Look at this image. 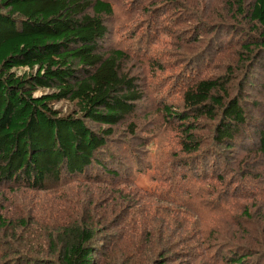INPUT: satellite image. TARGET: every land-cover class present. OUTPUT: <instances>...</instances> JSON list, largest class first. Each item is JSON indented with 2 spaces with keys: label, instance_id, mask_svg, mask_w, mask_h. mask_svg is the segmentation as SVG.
Masks as SVG:
<instances>
[{
  "label": "trees",
  "instance_id": "1",
  "mask_svg": "<svg viewBox=\"0 0 264 264\" xmlns=\"http://www.w3.org/2000/svg\"><path fill=\"white\" fill-rule=\"evenodd\" d=\"M165 3H157V7ZM231 3L237 5L251 27L245 31V39L239 36L237 64L229 68L228 74L215 78L183 77V96L177 92L182 103L171 105L167 98H161L152 109L181 135V152L188 157L176 161L183 162V173L188 169L185 178L180 182L178 177L163 180L152 175L159 183L142 192L145 197L156 193L158 202L191 209L205 218L212 215L205 223L200 222V227L199 222L194 224L208 250L229 249L228 255L213 264H264V220L256 213L264 210V177L261 173L255 177L263 186H251V175L254 178L256 173L227 171L223 162L224 152L236 151L248 141L264 158V123L254 131L247 128L252 118L244 106L247 88L255 83L254 75L264 69V0H254L246 8L243 0ZM172 4L181 7L178 2ZM185 13L189 19L191 13ZM115 15V5L105 0H0V188L46 192L53 185L76 181L86 188L110 190L89 197L81 190L75 198L64 197L66 207L46 209V215L40 218V210L34 217L28 210L26 217L14 221L0 215V264L182 261L167 243L147 260L143 241L124 240L136 236L138 226L128 220L134 213H121L129 207L123 205L133 201L121 198L122 189L136 186L134 178L147 173L141 170L148 168L138 167L134 159L133 165H128L115 139L117 129L123 125L134 139L137 125L131 118L147 97L142 75L126 68L127 53L142 49L145 28L129 34L127 50L117 47L106 51L107 39L115 36L107 19ZM174 35L180 39L179 34ZM189 44L183 41V49L192 48ZM185 53L188 55L182 62L175 57L174 64L167 68L197 59ZM206 53L202 51L201 56L207 57ZM241 74L243 79L238 77ZM61 103H68L69 109L64 111L59 107ZM201 119L213 122L210 144L199 137ZM207 151L211 166L218 164L217 175L191 171L195 162L203 161L198 154ZM213 177L219 187L203 184L204 179ZM142 211L145 216L141 215L140 220L145 227L155 216L178 224L176 213L168 217L165 210H161L163 214L145 208ZM188 214L184 212L183 217ZM247 222L255 227V235L243 244L239 241ZM233 227L237 231L231 236ZM160 229L166 232V227ZM183 255L199 259L189 246Z\"/></svg>",
  "mask_w": 264,
  "mask_h": 264
},
{
  "label": "rangeland",
  "instance_id": "2",
  "mask_svg": "<svg viewBox=\"0 0 264 264\" xmlns=\"http://www.w3.org/2000/svg\"><path fill=\"white\" fill-rule=\"evenodd\" d=\"M105 1H111L116 7L115 17L107 19V23L115 36L113 34V39L110 35L107 39V43L104 45L106 51L117 47L124 49L130 47L126 46L129 43L127 42L130 37L129 34L134 33L139 27L145 28V31L142 29L145 34L140 41L142 49L138 52L131 50L127 53L129 59L126 68L135 75L139 73L142 75L147 97L140 111L136 113L135 117L131 118L137 125L134 139L131 140L132 135L129 130L125 131L124 125L117 129L118 134L115 139L120 142V151L127 160L128 165H133L134 159L139 163L138 167L148 168V170H141V172L147 173L134 178L136 186L130 184L122 189L121 198H125L127 201L133 199V201L125 203L123 206L129 205V207L121 213L123 216L129 215L130 212L131 214L134 213L128 220L131 219L133 225L138 226V230L135 232L136 236L126 237L124 240L129 242H133L135 239L143 241L147 245L144 252L147 260L156 256L167 243L166 246L172 248L173 253H178V259L182 260L175 264H213L220 260L221 256L228 255L229 249L225 246L208 250L202 243L203 236L199 234L194 224V222H199L200 227V222L205 223V221L211 219L212 215L205 218L191 209L183 210V207L158 202L155 200L156 193L153 197L143 195L142 191L151 190L159 183V179L158 181L153 180L154 177H164L163 180L178 177L179 181L183 182V178H185L183 174L188 170L186 169L183 173V162L176 161V159L188 157L186 153L181 152L180 133L166 125L161 115H157V112L152 109L155 104L158 105L161 98H167L171 105L177 106L182 103L183 77L184 79H194L198 76H201V78H215L228 74L231 70L229 68L237 64L241 38L245 39V31L249 32L251 28L249 22L241 16L237 5L231 3L232 0ZM243 1L245 8L254 2V0ZM174 2L180 3L181 7L174 8L175 4H172ZM157 3L165 4L157 7ZM186 11L190 12V17L195 20L189 21L190 17L188 19ZM183 19L187 20L183 22ZM199 24L201 25L199 26ZM175 33L180 35V39L175 38ZM183 41L189 42L192 48L183 49ZM221 42L223 45H221ZM119 43H123V45ZM185 51L197 59L187 63L183 62L181 65L175 63L176 66L180 67L168 69V65L174 64L175 57H180L177 60H181L183 56L188 55ZM202 51L207 52V57L201 56ZM189 73H191V77L188 76ZM254 76L255 83L247 88L249 95L246 97L247 102L244 101L246 111L249 117L252 118L247 128H251L252 131L256 129V126L264 123V69L257 70ZM238 77L243 79L244 74ZM168 85L171 86L169 90ZM178 91L182 96L177 95ZM231 93L235 95V90ZM59 107L67 111L69 104L61 103ZM199 123V135H201L199 137L210 144L213 122L201 119ZM251 143V141H248L247 145L238 146L236 151L233 152L226 153L223 151L225 155L223 162L226 167L224 170L234 169L235 172L243 170L248 173L252 171L256 174H253L254 178L251 175V186L260 187L263 186L259 184L262 181L255 177L259 173L264 177V158L259 153L258 148ZM198 155L203 156V161L195 162L193 164L195 169L191 171H195V174L200 175L205 170L209 174L217 175L218 164L211 166L213 161L209 156V151ZM198 163L199 167H197ZM152 175H154L153 178ZM204 180V185L211 188L219 187V181L216 177ZM81 183L72 181L66 186H61L62 183L60 185L56 184L53 185L52 190L46 192H33L26 189L13 191L0 188V215L14 221L26 217L28 210L31 212L32 217L37 215L40 210V218L46 215V209L66 207L67 203L64 202V197L75 198L76 193L81 190L88 192L86 197L102 194L105 191L104 189L110 191L107 188L97 186L86 188L80 185ZM180 194L183 195V188H181ZM60 195L62 196L60 197ZM132 207H134L133 210H130ZM142 208H145L147 212L156 211L158 214H163L161 210H165L168 212V215H166L168 217L176 213L175 215H179L178 224L173 225L166 222V218L160 219L155 216L149 218L146 222L147 227H145L140 220L141 215L145 216ZM119 211L120 208L117 209L116 213H119ZM252 211H257V208L254 207ZM184 212L189 214L183 217ZM256 213L264 220V210ZM153 215L156 214L153 213ZM250 223L247 222L245 228L243 227V233L241 234L243 238L239 241L243 244L250 241L247 240L248 237L251 238L255 235V227ZM160 227H166V232L161 231ZM235 231H237V228L233 227L231 236L234 235ZM247 232H250V236L247 235ZM231 236L225 234L228 239ZM190 242L197 246L192 245ZM187 246L198 253L199 259L195 260V257L186 259L183 251L186 250Z\"/></svg>",
  "mask_w": 264,
  "mask_h": 264
}]
</instances>
